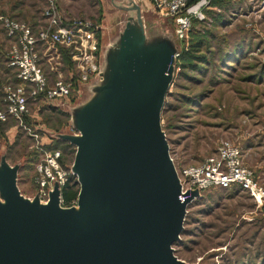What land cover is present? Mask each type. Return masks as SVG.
<instances>
[{"label":"water","instance_id":"95a60500","mask_svg":"<svg viewBox=\"0 0 264 264\" xmlns=\"http://www.w3.org/2000/svg\"><path fill=\"white\" fill-rule=\"evenodd\" d=\"M110 1L126 14L113 39L101 38L97 81L85 97L80 87L73 102L55 105L69 116L70 129L51 137L74 146L68 170L78 184L76 201L62 205L57 181L45 201L36 191L23 194L21 162L10 164L2 152L0 264H190L172 245L201 193H182L161 125L177 35L148 30V0Z\"/></svg>","mask_w":264,"mask_h":264},{"label":"rangeland","instance_id":"374dc122","mask_svg":"<svg viewBox=\"0 0 264 264\" xmlns=\"http://www.w3.org/2000/svg\"><path fill=\"white\" fill-rule=\"evenodd\" d=\"M100 1L105 19L101 18L97 0H57V5L63 21L78 18L101 23L102 41L106 44L116 36L118 27L114 25L126 13L110 0ZM47 4L48 0H0L1 56L6 55L9 45L3 18L18 14L29 23L35 19V24L43 25ZM210 4L203 9V18L191 23L183 39L175 38L172 18L161 16L152 6L143 11L153 35L175 38L179 51L189 41L200 38L202 53L208 58L199 71L181 69L175 61L173 81L161 111L169 153L178 169L202 161L214 152L221 139H229L241 147L244 163L264 185V0H221ZM67 57L73 64L69 53ZM61 68L67 77L74 75L73 70L76 72L74 65L71 68L64 61L63 54ZM96 81L92 76L80 84L83 97ZM48 106L41 102L39 109L32 110L24 120L25 126H0V155L5 152L10 164L24 161L17 185L27 196L36 190L37 165L43 151H52L42 144H53L51 132L60 125H64L63 130L70 129L67 117L50 112ZM56 145L61 149L62 162L69 164L71 155L65 157L63 152L71 148L65 143ZM186 210L182 234L172 245L179 259L190 264H264V205H256L247 193L212 188L193 199Z\"/></svg>","mask_w":264,"mask_h":264},{"label":"built area","instance_id":"2783aa9c","mask_svg":"<svg viewBox=\"0 0 264 264\" xmlns=\"http://www.w3.org/2000/svg\"><path fill=\"white\" fill-rule=\"evenodd\" d=\"M149 2L161 16L172 17L175 33L179 39H183L191 20L203 18V9L211 0ZM43 16L45 24L36 33L26 22L3 18L4 30L9 40L7 66L16 70L18 83L2 85L5 108L0 110V123L13 118L19 125L25 126L24 117L30 114L29 104L37 105L42 102L55 106L62 101L71 102L72 98L78 96L80 84L95 76L99 70L102 36L100 24L78 18L63 21L57 0H48ZM61 49L68 50L72 57L76 80L71 73L67 77L61 68ZM43 152L42 161L37 165L35 191L39 199L45 201L48 192L53 189L54 181H57L61 189L70 172L60 165L59 150ZM177 173L182 193L195 188L201 193L213 187L229 188L238 185L256 205H264V185L259 183L253 170L244 163L241 148L229 139H221L212 154L198 163L181 166Z\"/></svg>","mask_w":264,"mask_h":264},{"label":"trees","instance_id":"16d2710c","mask_svg":"<svg viewBox=\"0 0 264 264\" xmlns=\"http://www.w3.org/2000/svg\"><path fill=\"white\" fill-rule=\"evenodd\" d=\"M218 1H221V0H212L210 6L212 4L215 5L216 2H218ZM97 3H99V5L101 7V9H100V11L102 12V17L101 18L103 19V9H102V5H101V1L100 0H97ZM17 15L18 14L11 15V18L14 19V20H17V21L26 22L27 24H29L31 26V28H32V30H33L34 33L38 32L40 30V28L44 25V24L42 25V24H38V23L35 24V21H34L35 19L34 20L30 19L32 21H31V23H29L25 19L20 18ZM196 21H199V20L197 18H193L191 20V23H195ZM202 48H203V40L202 39L196 38V39H193V40L189 41V43L187 44L186 47H182L180 49L179 55H178V57L176 59V65H178L179 67H181V69H187L188 71H197V70L199 71L201 69V67H202V64H205L208 61L207 56L202 53ZM68 53H69L68 50H65L64 49L62 51L63 59H64L65 62H67V65L72 68L73 67V64H72V62H70L69 58L67 57ZM69 55H70V53H69ZM7 63H8V59H7L6 55L1 56V54H0V85L2 83L3 84L17 85L18 80L16 78V70L14 68H12V67H8L7 66ZM69 63H71V64H69ZM70 70L72 71V69H70ZM73 73H74V80H76L77 74H76V72H74V70H73ZM183 74H185V73H183ZM1 98H2V102H1L2 103V106L0 107V110L5 108V104L3 102V94H2V91H1ZM75 99L76 98H72L71 102H73ZM165 103L166 102H164L162 111H163V109H164V107L166 105ZM39 105H40V103H38L37 105L29 104L30 114H31V111L32 110H38L39 109ZM47 109L50 112L53 111L52 113H58L59 115L66 116L67 117V121H68V114L66 112H64L62 109H60V108H58L56 106H51V105L48 106ZM30 114L24 117V120L25 121H26V118L30 116ZM67 121H66V125H67ZM10 123H13V125L18 124L17 120H15L13 118H9L6 122H1L0 123V126L1 125H6V124H10ZM63 126L64 125L62 124V125H60L59 127L55 128L53 130L55 132L56 131H59V130H61V128H63ZM52 141H53V144H44V145L42 144V147L44 149H48V150H59L60 151L61 149L58 148L56 144H60V143L63 144V143H65L67 145V147L71 148V151L70 152H63L64 153V156L66 157L67 155L70 154L71 155L70 157L73 160L74 152H75V149H74V146L73 145L69 144L67 141H63V140H60V139H54V138H52ZM7 150H8V148H7ZM6 159H8L7 158V154H6ZM33 159L35 161L37 158L34 156ZM72 160L70 161L69 164H66L64 161L62 162V158H60V163L63 166V168H65V169L68 170V166L72 163ZM23 163H24V161L21 163V166H23ZM211 189L212 188H209V189H206V190L202 191L201 192V195H203V193L206 192L207 190H211ZM219 189H227L229 191L238 189V191L245 192L238 185H232L229 188H219ZM77 193H78V184L76 182V178L73 175H69L66 183L61 188V197H62L63 205L68 206L73 201H75L76 200V197H77ZM245 193H247V192H245ZM181 234H182V232H181Z\"/></svg>","mask_w":264,"mask_h":264},{"label":"crops","instance_id":"0c3cea01","mask_svg":"<svg viewBox=\"0 0 264 264\" xmlns=\"http://www.w3.org/2000/svg\"><path fill=\"white\" fill-rule=\"evenodd\" d=\"M101 25V24H100ZM102 26V25H101ZM101 33H102V30H101ZM102 35V34H101ZM101 38H102V36H101ZM241 148V147H240ZM249 148V147H248ZM242 150V149H241ZM242 152H243V150H242ZM245 157H244V152H243V159H244ZM244 162H245V159H244ZM246 164V163H245ZM247 165V164H246ZM248 166V165H247ZM263 185V184H262Z\"/></svg>","mask_w":264,"mask_h":264}]
</instances>
